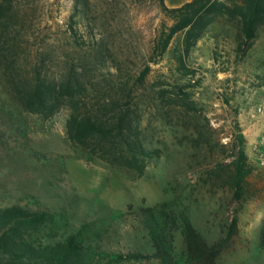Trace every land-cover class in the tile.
Returning a JSON list of instances; mask_svg holds the SVG:
<instances>
[{
  "label": "rangeland",
  "instance_id": "rangeland-1",
  "mask_svg": "<svg viewBox=\"0 0 264 264\" xmlns=\"http://www.w3.org/2000/svg\"><path fill=\"white\" fill-rule=\"evenodd\" d=\"M190 1L14 0L24 70L48 52L61 61L69 45L77 48L73 58L82 59L92 47L89 55H111L124 81L149 68L137 84L139 130L145 147L159 157L147 161L142 174L69 141L66 109L47 118L31 114L0 83V209L45 213L48 221L33 235L43 245L74 237L82 250L72 264H158L119 256L153 254L138 213L163 203L188 216L209 244L226 238L236 218V234L216 264H264V169L252 150L257 131L246 130L249 112L264 99V25L254 39L239 43L232 23L218 19L190 51L186 72L178 71L174 55L183 32L165 53L158 42L175 23L169 10ZM98 66L89 81L111 89L115 80ZM182 92L186 108L177 101ZM239 134L248 174L237 198L231 182ZM174 247L177 255L183 250L179 233Z\"/></svg>",
  "mask_w": 264,
  "mask_h": 264
},
{
  "label": "trees",
  "instance_id": "trees-1",
  "mask_svg": "<svg viewBox=\"0 0 264 264\" xmlns=\"http://www.w3.org/2000/svg\"><path fill=\"white\" fill-rule=\"evenodd\" d=\"M13 3L14 0H0V83L7 95L24 111L45 118L55 115L61 108L66 109L69 141L92 150L94 154L100 152L113 164L142 174L147 161L159 157L158 151L145 147L139 130L137 84L143 83L149 68L140 72L135 80H132L135 75L130 74L124 81L123 76L116 73L120 72L119 61L111 55L105 56L99 50H95V57L89 55L92 47L84 52L82 59L73 58L71 55L77 48L69 45L70 52H64L61 61L55 62L54 56L48 52L37 58L31 70H24L23 63L27 61L20 60L23 53L21 29L17 28L19 20ZM169 14L175 23L169 34L158 42L160 52L165 53L173 37L183 32L177 39L178 50L174 56L178 71L186 72V58L190 51L218 19L232 23L239 43L254 39L258 28L264 25V0H240V3L191 0L169 10ZM98 65L105 66L107 76L115 80L109 90L95 87L89 81V72L96 71ZM50 66H58L57 74L44 72ZM177 101L181 107H188L185 92ZM244 143L243 135L239 134L231 182L237 198L248 174ZM138 216L148 232L154 252L152 255H120L121 261L216 264L225 242L237 231V220L233 218L226 238L209 244L193 227L188 216L175 212L166 203L141 208ZM47 221L45 213L30 212L17 206L0 209V264H72L82 250V244L74 237L62 243L43 245L33 235ZM177 233L183 243L179 255L174 247ZM259 249L264 253V221L259 234Z\"/></svg>",
  "mask_w": 264,
  "mask_h": 264
},
{
  "label": "built area",
  "instance_id": "built-area-1",
  "mask_svg": "<svg viewBox=\"0 0 264 264\" xmlns=\"http://www.w3.org/2000/svg\"><path fill=\"white\" fill-rule=\"evenodd\" d=\"M249 133L257 131L252 150L256 158L257 165L264 169V99H262L248 114Z\"/></svg>",
  "mask_w": 264,
  "mask_h": 264
}]
</instances>
